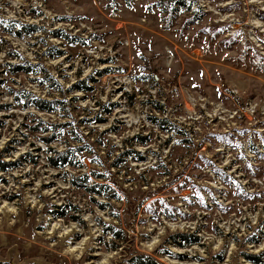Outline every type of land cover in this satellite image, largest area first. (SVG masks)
<instances>
[{
	"label": "rangeland",
	"instance_id": "374dc122",
	"mask_svg": "<svg viewBox=\"0 0 264 264\" xmlns=\"http://www.w3.org/2000/svg\"><path fill=\"white\" fill-rule=\"evenodd\" d=\"M184 2L0 0V264H264V0Z\"/></svg>",
	"mask_w": 264,
	"mask_h": 264
},
{
	"label": "trees",
	"instance_id": "16d2710c",
	"mask_svg": "<svg viewBox=\"0 0 264 264\" xmlns=\"http://www.w3.org/2000/svg\"><path fill=\"white\" fill-rule=\"evenodd\" d=\"M176 6L179 7H184L185 6V2L184 0H175ZM189 6L187 5L186 9H188ZM190 19H196L194 16H192ZM31 29L34 30V27H30L29 31H31ZM60 52L54 53V56H58ZM10 69L12 72H34L36 70L32 69L33 66L26 64L24 66H22L20 63L19 64H14V65H9ZM46 79L49 80L50 76L46 75ZM76 87V86H75ZM28 95V94H27ZM21 99H24L23 102V106H27L28 104H31L32 106H34L36 109L41 110V111H53L55 109V107L57 106L56 104L58 102L54 101V100H44V99H39V98H35V97H27V96H19ZM15 99H18L17 97H15ZM151 120L157 124L160 128H165L166 124L164 125L161 122H164L162 120H157L156 118L151 117ZM173 127V126H171ZM174 129H176L175 127H173ZM86 146V145H84ZM83 148L81 147H67L63 152H59V153H55L52 157H48L47 160L48 162L55 167H63L65 165H73L74 163V152L76 151H82ZM139 160H141V158H138ZM95 162V161H92ZM13 164L9 163L6 164L5 162H3L0 159V170L1 171H5L8 168L12 167ZM94 176L96 177H100L99 174H97L96 172L92 171L91 172ZM77 180H80V182L78 184ZM72 183L76 186H80L83 187V189L89 193H101L100 188L102 187V185L100 184H94L92 186H88L86 184L85 178L82 177V179H80V177L76 178V179H72ZM245 257L249 260H251L254 263H258L259 257L258 255H253V254H248L245 255ZM143 259V260H142ZM135 264H155L150 258L148 257H138V260L135 262Z\"/></svg>",
	"mask_w": 264,
	"mask_h": 264
}]
</instances>
